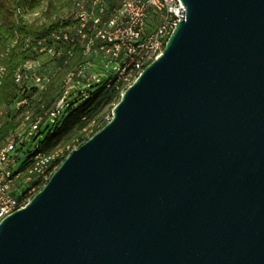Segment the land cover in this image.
<instances>
[{
  "label": "water",
  "instance_id": "95a60500",
  "mask_svg": "<svg viewBox=\"0 0 264 264\" xmlns=\"http://www.w3.org/2000/svg\"><path fill=\"white\" fill-rule=\"evenodd\" d=\"M180 1L110 120L0 221V264H264V0Z\"/></svg>",
  "mask_w": 264,
  "mask_h": 264
},
{
  "label": "built area",
  "instance_id": "2783aa9c",
  "mask_svg": "<svg viewBox=\"0 0 264 264\" xmlns=\"http://www.w3.org/2000/svg\"><path fill=\"white\" fill-rule=\"evenodd\" d=\"M20 1V0H17ZM113 5V6H111ZM46 10L41 1L29 13L30 19H37ZM185 8L180 0H67V8L62 15H53L51 20L57 25L42 37L25 39L34 48L51 58L56 65H64L72 58L75 47L87 59L86 67H77L65 77L63 92L53 108L47 111L54 118L65 105L72 93H83L84 88L100 82L101 73L93 68L112 70L104 81L106 88H114L120 97L123 91L141 73L142 69L161 54L164 44L176 24L183 18ZM15 42V41H14ZM3 66L0 65V74ZM29 80L37 91L45 89L48 77L41 74L38 59L28 60L18 65L14 72L15 83ZM22 99L16 104H25ZM3 115L0 109V126ZM111 118L104 116V124ZM43 120L36 116L29 125V131L37 129ZM91 130L85 135L90 137ZM66 148L60 154L36 153L33 165L28 171L34 174L35 184L27 177L22 192L17 196L21 173L12 170L16 161L15 136H9L0 144V221L10 213L23 208L33 195L48 181L59 163L75 148Z\"/></svg>",
  "mask_w": 264,
  "mask_h": 264
},
{
  "label": "trees",
  "instance_id": "16d2710c",
  "mask_svg": "<svg viewBox=\"0 0 264 264\" xmlns=\"http://www.w3.org/2000/svg\"><path fill=\"white\" fill-rule=\"evenodd\" d=\"M41 1L46 5L45 12L37 19H30L29 13ZM66 8L67 0H0V65L3 66L0 74V109L3 111L4 108L15 106V103L22 99L26 102L18 109V114L21 113L20 118L17 117L18 114L5 117L2 115L0 144L9 136H15V152L17 148L23 155L17 171L21 173L23 181L31 177L30 184H35L34 174L28 171L33 165V156L36 153L50 154L72 139L78 141L80 145L87 139L85 131L91 130V136L104 125V116L110 113L119 99L114 88H106L104 82L100 81L85 87L83 93L70 94L54 118H49L45 114L61 97L66 75L74 68L86 67L87 59L82 56L78 47H75L72 58L64 65H56L47 57L55 66L54 72L48 77L44 90L37 91L32 86L36 98H31L28 93L29 80L20 84L15 83L14 72L18 65L28 60H36L41 55L45 56L40 54L33 44L26 43L25 39L45 36L57 25L51 17L61 16ZM36 116H42L43 120L37 129L32 131L35 133L32 138L34 147L25 149V142L19 141L17 133L21 122L28 126L29 131V125Z\"/></svg>",
  "mask_w": 264,
  "mask_h": 264
},
{
  "label": "rangeland",
  "instance_id": "374dc122",
  "mask_svg": "<svg viewBox=\"0 0 264 264\" xmlns=\"http://www.w3.org/2000/svg\"><path fill=\"white\" fill-rule=\"evenodd\" d=\"M26 18L29 19L27 16H26ZM38 60H39V62L41 64V74L43 76H45V77H49L50 74L52 72H54V67H55L54 64L51 61H49L47 56H42L41 55L38 58ZM99 66L100 65L97 64V67L93 68L94 69L93 72L96 73V74L97 73H101L102 75H100V81L104 82L106 80V78L110 75L112 70L111 69L110 70H105V72H104L102 70H99ZM28 86H29L28 93H29L30 97L33 98V99L36 98V97H34L35 95H34V92L32 91V86H33L32 82L31 83L29 82ZM20 106L21 105H17L15 103V106H10V107L4 108L3 111H2L4 117L7 116V115H11L12 116V115L18 114V109L20 108ZM20 115H21V113H19L17 117L20 118ZM4 120H5V118H4ZM27 127L28 126H26V124H24V122H21L20 127H19V131L17 133L18 137H19V141L25 142L24 143L25 144L24 145L25 149L34 147V144L32 142V138L34 137L35 133H32V132L29 133ZM87 133H88V130L85 131L84 134L86 135ZM74 142H75L74 139H72L69 143H67L66 145H64L62 147H58L57 149L53 150L50 154H56V153L60 154L66 148H69L72 145H74ZM13 155H14V159L16 161L14 162V165H12V170L16 171L21 166L22 156L23 155L19 153L17 148H16V152H14ZM21 177L22 176H20V178L18 180L19 181L18 192L15 193V196H17L20 192H22L24 190V188H25V185H26V184L23 183V179Z\"/></svg>",
  "mask_w": 264,
  "mask_h": 264
}]
</instances>
